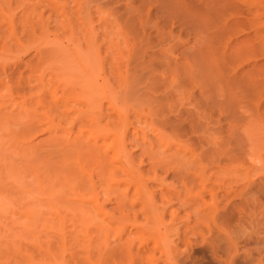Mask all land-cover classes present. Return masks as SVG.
<instances>
[{
  "label": "bare ground",
  "instance_id": "obj_1",
  "mask_svg": "<svg viewBox=\"0 0 264 264\" xmlns=\"http://www.w3.org/2000/svg\"><path fill=\"white\" fill-rule=\"evenodd\" d=\"M80 1H84L85 4L80 19L73 18L74 16L70 13V8L73 5L70 3L71 5L68 6L69 2L65 4L63 0L65 5L61 1L60 4L63 5V9L61 12L58 11V13H62L61 19L60 14H57L60 16L56 15L55 19L51 16L46 19L47 17L39 15L35 23L41 25L44 30L50 23L51 17L54 20L55 27H53L55 29L60 30L61 28L62 32L69 33V36H73L77 32L79 37H83L87 42L83 55H79V52L70 46H65L60 50L56 47H37L35 53L30 54L31 57L26 61L23 59L25 57L19 55L13 64L3 63L0 65V84H6L10 91H16V93H11L10 97L6 94H0V128L6 131L15 145L14 158L9 162L0 163V195L10 197L15 204L17 195L22 200L23 193L29 191L26 188L33 185L34 190H41L47 196L52 209L61 210V207L65 208V211L71 214L75 222L83 223L82 225H94L93 228L97 226V233H100L105 228L108 229L109 225L116 223L118 220L116 218L117 211H121L125 216L126 211L129 213L132 209L134 212V206L141 202L144 205L145 213H147L145 206L150 199L148 192L151 191H149V187H146L148 189H145L146 192L144 189H140L143 186L144 177L138 176L140 179L137 178L138 173L143 175L144 172L153 170L154 177L152 178L156 180L157 177H160L158 179L161 183L160 189L164 185L167 190L170 187L168 184L166 187L164 181L168 176H181L185 169L188 170L194 165L195 168V163L204 158L210 160L212 170H217L222 162L218 153L221 142L220 134L224 127H221V118L216 115L219 107L218 96L222 94L217 90L220 88L219 85L223 86V84L220 82L221 84L218 85L219 80H216L215 77L219 75L214 77V72L215 74L219 73L215 67L220 66V64L222 66L226 63L233 64L235 62V72L232 73L231 79L226 81L228 86V96L225 94L226 97L232 100L237 93L243 92L241 94H248L247 96L252 101L251 104H254L257 110L264 111V0H196L200 3L202 14L191 19V21L189 19H187L189 21L184 22L182 19L180 20V25L188 27V29L197 26L199 33L200 31L203 35L206 33V37L198 38L199 40L195 41L196 48L193 47L192 51L194 52L191 55V59L196 62V65L202 67V70H199L200 75L207 76L201 81V78L197 81L195 79V81H191L194 82L193 89L200 87V91L198 88L197 92L195 90H193L195 92H189L190 82L187 81V78L175 81V79H169L165 75L164 68L161 70L163 74H156L151 67V62L154 60L166 68L177 66L181 62H178L172 51L180 47L182 54L187 55L192 45L179 42L172 46L168 43L165 48L163 44L164 48L158 52H152L150 51L152 48H145L144 46L133 48L129 53L114 51L112 48L104 46V38L107 35L109 24L106 22L104 0ZM94 1H97V4H94L93 7ZM124 1L126 3V25L129 30L136 31L140 20L138 12L140 5L152 2L154 8L149 9V14L154 17H167L171 9H176L185 14L189 12L192 0ZM59 2L60 0H58ZM88 2H92L90 6ZM49 4H53V1L52 3L48 2V6ZM51 7L53 8L54 5ZM58 8L60 9V6ZM81 8L82 6H80ZM213 13L217 15L216 20H212L211 15ZM52 15L55 16L54 13ZM12 20L10 19V22L7 23H13ZM47 20H49L48 23ZM156 29L157 35L161 39L166 33H173L172 28L165 30L167 27L165 28L160 23L156 25ZM143 32L146 34L144 30ZM60 34L58 33V35ZM148 38H151L150 34H148ZM199 41L204 43L202 47L197 45L196 42L199 43ZM163 42L164 40L161 44ZM5 52L2 51V54ZM117 52L119 53L116 54ZM57 56H61L64 63H68L69 59L74 57L80 62H85V66L82 65L85 73L80 77H73L67 74L65 67L61 65H51L50 69L44 66L42 61L48 57L55 58ZM35 59H39L37 63H35ZM119 59L136 63L131 74L133 75L132 79H130L131 75L128 76V79L124 74ZM184 59L185 63L190 64L191 59L186 57ZM23 63L26 64L25 68L30 67H27L30 72L21 68ZM142 65L145 66L140 71L139 67ZM186 66L188 67V65ZM220 69L222 68L220 67ZM95 73H98L97 76H94ZM221 76L223 77L224 74ZM162 88L166 89L165 92L164 89L161 90ZM223 88L221 87V89ZM176 93H180L179 95L184 100L188 98L189 101H193V103L187 101L188 99L185 101L187 103L183 101V106L190 103V107L185 105L186 108H184L180 105L182 108L177 107L176 109L175 107V110H168L165 100H170ZM232 104L228 103L226 108L227 116L232 118L230 130L231 127L233 129L242 128L246 118V114L240 112L239 109L235 110V107L233 108L235 104L233 102ZM168 130L173 131L175 136L167 137L165 133ZM234 134H231L230 138ZM183 137H187V140H184L187 144L184 143ZM236 137L239 138L238 142L242 148L245 138L241 135H236ZM182 143L189 145V148L191 147L192 154L191 150H189L190 152L185 150ZM131 144L138 147L139 156L133 150L134 148H131L133 146ZM138 157H141L139 158L141 161ZM229 159L232 158L229 157ZM136 160L139 161V164L136 163ZM239 161L243 165L245 164V168L248 170L247 161L243 159ZM145 163L149 164L152 170L149 168L144 171L142 168ZM136 164H138V168L133 169L137 170L135 174L132 169L128 168H134ZM128 170L130 175L131 170L135 174L136 178L132 176L133 179H139L138 182L141 181L138 183V187L136 185L138 189H136L137 193L135 191L134 196L127 193L130 198H127V195L121 190L124 181L131 177L127 173ZM256 183H251L249 180L243 183L239 191L242 200L239 203H232L226 212L221 214L222 219L232 218L237 207H246L252 193H264V181L261 180ZM180 191L177 190L174 193L175 198L178 199L180 206L185 209L191 198L183 197L182 191ZM198 194L197 196H199ZM200 194L202 193L200 192ZM154 195L155 193L152 192V196ZM197 196L195 197L196 202L199 201H197ZM151 200L153 201V197ZM193 200L192 202L195 201ZM110 203L114 205L111 211L107 208ZM21 205L25 204L21 203ZM153 205H150L149 208L153 209ZM194 208L196 211L193 213L198 219V216L204 214L205 211L203 210L205 209ZM2 209L5 211L4 207ZM216 209V213L218 211V215H220L219 209ZM17 210L13 211L14 214L18 213ZM33 212L35 217L41 215L39 211ZM174 213L177 214L179 211L176 209L172 212V214ZM121 215L119 219L124 218ZM146 218L145 221L141 219L138 223L136 221L138 219L135 217L136 220L132 224L130 223L132 229L120 228L122 230H120L119 238L121 239L123 234L133 233L134 229L147 228L156 233L153 237H160H158V241L162 240L161 242H163L165 239L166 243L168 237L161 233V224L158 225L160 222L155 223L157 218L154 219L151 215H146ZM185 220H190V217ZM83 227L85 228V226ZM148 230L146 231L150 233ZM103 233H106V230ZM223 233V228L216 226L209 230L207 237L205 236L206 233L203 234V241L211 246L215 256L221 260L220 264H237L238 261L248 264L252 255L247 254L241 257L238 253L237 242L232 238L225 237L226 235ZM99 237L101 238V236ZM153 239L156 243L155 238ZM98 240L96 241L98 242ZM90 241L92 240L90 239ZM122 242L123 244H121L124 246L125 242ZM100 243L104 245V242ZM126 244L128 250L134 252L133 255H145L153 245L147 246L145 244V249L138 246L136 249L132 244L133 248L131 249V241ZM128 244L130 245L128 246ZM93 247H95L94 242L93 245L90 243L85 247L87 251L85 254H88L87 257L84 255L85 258L84 256L76 258L72 254L73 258L77 259L75 264L77 262L79 264H104L105 247L97 249L98 254L95 261L92 259L93 254L91 253ZM225 247L229 251L224 257L219 252ZM158 253L155 252L156 256ZM149 254H151V250ZM160 255H163V258L165 255L166 259ZM160 255L157 259L160 257L159 260L163 259V261H168V264H174L173 249L171 251V248L162 247ZM64 258L63 256V261ZM176 261L179 262L178 258L175 259V264ZM258 263L264 264L262 253L259 254ZM30 264H36L34 257L31 258Z\"/></svg>",
  "mask_w": 264,
  "mask_h": 264
},
{
  "label": "rangeland",
  "instance_id": "obj_2",
  "mask_svg": "<svg viewBox=\"0 0 264 264\" xmlns=\"http://www.w3.org/2000/svg\"><path fill=\"white\" fill-rule=\"evenodd\" d=\"M52 1L53 4H49L48 6V2L52 3ZM61 1L63 5L68 2V6L72 4L73 6L70 8V13H72L71 15L74 16L73 18L76 17L77 19H80L84 11L83 7H85L84 1L82 2L80 0H74L75 3L73 0H64L65 4L63 0H60L59 3L58 0H0V65L3 63L13 64L19 55L20 57H25L23 59L26 61L31 57L30 54L35 53V49L37 47H56V49L60 50V48L70 46L74 47L79 52V55H83V51L87 46V42L83 37H79L77 32L74 33L73 36H69L70 34L63 33L61 28L60 30L57 28L56 30L54 28L55 26L53 24V18L55 19L57 14H62L60 13L63 9V5L60 4ZM104 2L106 8V22L107 24L109 23L107 35L104 38L105 47H110L114 51L119 50L129 53L133 48H142L144 46L145 48H152L150 49L152 52H158L161 48H164L163 44L164 46H168V43H170L173 46V44L175 45L179 42H184L187 44L189 43V45H192V48L187 53V55L182 54L180 47L175 48L174 51H172L174 52L172 54H174V57L177 58L178 62H181L177 66L166 68V66H162L158 61L154 60L151 62V67L156 74H161L163 72L161 70L164 68L165 75L169 79H175V81L187 78V81L190 82L189 92H192L193 90L196 91L198 88L200 91V87L193 89L194 82L191 81H197L200 78L201 81L203 78L206 79L207 76L204 77L200 75L199 70H202V67L200 65H196V62L191 59V55L194 52L192 51L193 47L196 48L195 41L201 39V37H206V33H204V35L201 33V31L199 33L197 26L189 27L188 29V27L186 28L180 25L181 19L183 22L189 20L191 21V19H194L195 17L197 18L199 14H202L200 11L201 8L199 6L200 3H198V1L192 0L191 6L189 3V12L186 14L184 12L181 13L176 9H171L167 14V17L165 16L166 18L164 16L154 17L153 15L149 14V9L154 8L152 2L142 4L140 7H138L140 20L138 22L139 24H137L136 31L129 30L126 25V3L124 0H104ZM90 3L88 4L89 6L91 5ZM94 4L96 5L97 1L92 3L93 7L95 6ZM53 5V8H56V10L51 7ZM58 6H60V9ZM80 6H82L83 9H80ZM93 7L92 10L94 9ZM58 11L60 12L58 13ZM53 13L55 16L52 15ZM39 15L47 17L46 19H48L49 16L53 17H50V25L48 24L49 26L47 25V28L45 27L44 30L41 25H37V23H35ZM211 17L212 20L217 19V15L215 13H213ZM61 18L62 15L60 16V19ZM10 19H13V23H7L10 22ZM48 22L49 20H47V23ZM194 22L196 23V21ZM159 23L164 25L165 28L167 27L165 30L172 28L173 33H166V35H164L161 39L160 36L157 35L156 29V25ZM181 26L186 29H183ZM143 30L146 34H144ZM56 31H59V34L61 31V34L58 35ZM148 34L151 36L150 39L148 38ZM161 40H164L162 44ZM196 43L201 47L204 45V43L200 41L199 43ZM2 51L6 52L2 54ZM118 53L119 52L116 54ZM91 57L95 58L94 56ZM184 57L191 59L190 64L184 62ZM38 60L39 59H35V63H37ZM62 60L63 59L61 56H57L55 58L48 57L42 62H44V66L48 69H50L51 65H61L65 67L66 73L73 77H80L85 73L83 71V66L86 64L85 62H80V60L76 59V57L69 59L70 61L68 63H64ZM118 61L120 62L124 74L129 79L128 76H130L134 71L133 69L136 66V63L129 60L126 61V59H119ZM25 65V63L21 64V68H24V70L30 72V69H28L30 67L27 66L28 68H25ZM186 65H188V67ZM144 66L145 65L140 66L139 70H143ZM222 66L220 64V66L215 67L218 70L217 72H219L218 74H215L214 72V77L219 75L215 77L216 80H219V82L217 81L218 85L221 83L223 84V86L219 85V89H221V87L223 88L227 84L226 81L228 82V80L231 79V76H233L232 73L235 72L236 64L235 62L233 64L226 63ZM220 67L222 69H220ZM97 74L98 73H95L94 76H97ZM204 74H206L205 71ZM223 74L224 76L222 77L221 75ZM132 77L133 75L130 76V79H132ZM207 80L209 79L207 78ZM6 87V84H0V94H6L9 96L11 93H16L15 90L10 91L9 88ZM163 89L164 88L161 90ZM219 89L217 92L220 91L219 93L222 94H219V96L217 95L219 107L216 111V115L221 118V127H224V129L220 134L221 142L218 153L219 158L222 159V162L219 164L217 170H212V163H210V160L207 158H204L203 160L197 161L195 163V168L194 165L193 167L191 166L188 168V170L185 169L181 176H168L164 182H166V187L168 184L170 189L166 190L164 185L160 189L161 183L158 180L160 177H157L158 179L156 180L155 178H152L154 177V171L151 169L150 165L146 163L143 164L144 166L142 169L144 171L149 168L152 170L151 172L150 170H148L149 172L146 171L147 173L144 172L143 175H139V173L136 175L137 178H139L138 176H142V178L144 177L142 180L143 186L139 188L142 190H148L146 187H149V191H151L150 193L148 192V197L150 198L148 200L150 203L148 201L145 206L147 208H145L147 213H145L144 205L141 202L137 203L139 206L137 204L134 206V212L131 209L133 213L131 211H129V213L126 211L127 214L124 216L121 211H117L116 218L118 220H116L114 225H109V227H107L108 229L105 228L102 230V232L99 231L100 233H103L106 230V233L103 234L97 233V226H95V229V227L93 228L94 225H82L83 223L80 224V222H75L71 214L65 211V208L61 207V210L52 209L47 196L44 195L43 191L41 192V190H34L35 188L32 187L33 185L28 186L29 188H26L29 191L23 193V198H21L22 200H20V196L17 195V201L15 204L14 200H12L10 197L0 195V264H30L31 258L33 257L36 264H75L77 257L84 255L87 257L88 254H85V252H87L85 247L90 243L93 245V242L95 247H93V252L91 251L93 254L92 259L94 261L97 260L96 256L98 254V250L100 247H105L106 250L104 254V264H168V261H163V259H166L165 255L164 258L162 257L163 255H160L162 253V247L171 248V251L173 249V255H175L173 256L174 264L175 259L177 258L180 264H220L221 260L215 256L211 246L206 241H203V234L205 235L206 233L205 236L207 237V234L209 235V230L211 228L214 229L216 226L223 228V234L226 235L225 237L232 238L235 242H237L238 253L241 257H244L247 254L252 255V258L249 260L248 264H257L259 254L262 253L264 255V193H252L249 196L247 206L242 208L237 207L233 212V217L230 219H222L221 214L226 212L232 203H239L242 200L239 196V191L245 181L249 180L251 183H259L261 180L264 181V111L257 110L254 104H251L252 101H250L247 93H245L247 95H242L241 93L243 92L237 93V91L236 93L239 95L236 94L234 99L232 98V100H229V97L227 98L225 95L228 93V86L226 85L223 88L225 91L223 89H221L222 91ZM165 90L166 89H164V92ZM170 90L172 89L170 88ZM161 94L163 93L161 92ZM179 94L180 93H176L174 97L170 98V100H165L168 110H175V107L176 109L177 107L186 108L185 105L190 107V103L183 106L184 102L188 98L184 100ZM187 101H189V99ZM231 101L236 105L233 106V108L235 107V110L239 109L240 112H244L246 114L242 128L233 129V127H231V130L229 129L230 124L232 123V118L227 116L228 114L226 113V108L228 103L232 104ZM191 102L193 103V101ZM180 105L182 107H180ZM191 106L194 107L193 105ZM244 133L248 135H245ZM231 134H234L232 138H230ZM165 135L167 137H173V135L175 136V133L171 130H168ZM236 135H241L245 138L242 148L239 145V138H237ZM185 139L187 140V137H185L183 141ZM185 142L186 141H184V143ZM14 146V141L11 139V137L7 135L6 131L0 128V163L9 162L14 158ZM184 146L185 150L187 152H190L189 150H191L192 154V149H190L191 147L189 148V145ZM131 148H134L133 150L137 152V155L138 153L140 155V150L137 146L133 145ZM188 154L190 155V153ZM229 157L232 159H229ZM139 158L141 157H138V159ZM242 159L247 161V165L249 167L248 170L245 168V164L243 165V163L239 161ZM139 161L141 160L139 159ZM139 161L136 160V163L139 164ZM138 164L134 165V168L130 167L128 169L133 170L138 168ZM132 170L131 175L130 171L128 170L127 173L131 177H128V180L124 181L123 187L121 186V190L127 195V198H130L128 194L134 196L136 189H138L136 188V185L138 187V183L141 182H138L140 178L137 180L133 179L137 170H133L135 174H133ZM146 190L144 192H146ZM177 190L182 191L180 192L182 193L183 197L185 196L187 199L191 198L190 202L188 200V205L186 203L187 206L185 209L180 206L178 199L175 198L176 195L174 193L177 192ZM152 192L155 193L154 196H152ZM200 192L202 194H200ZM197 194L199 196H197ZM195 195L197 196V201L199 200L198 202H196ZM151 196L153 197V201L151 200ZM192 200L196 204L192 202ZM21 203H24L25 205H21ZM148 204L153 205V209L149 208L151 206L149 205L148 207ZM166 205L167 207H165ZM20 206L23 207L20 208ZM3 207L7 212L2 209ZM194 207H196V209H200L201 207V210L205 209L203 210L205 211L204 214L202 216H198V219L195 218L194 213L196 210ZM107 208L111 211L114 208V205L110 203L107 205ZM216 208L219 209L220 215H218V211L216 213ZM16 209H18V213L14 214L13 211ZM176 209L179 211V213L175 214V212L172 214V212L176 211ZM35 210L41 212V215L35 217L33 212ZM120 215L121 217L124 216V218L119 219ZM127 215L128 217H126ZM146 215H151V217H154V219L157 218L155 223L160 222L158 225L161 224V233L168 237L166 243L165 239L163 241L164 244L161 242L162 240L158 241L159 236L157 238L153 237L156 233L153 231V234V232H151V230L149 231L147 228H142L141 230L134 229L133 233H130L131 235L123 234V239L119 238V234L121 233L120 230L124 228L132 229L131 224L134 222V220H136L135 217L138 219L136 220L137 222L141 219H144L145 221L147 219ZM188 217H190V220H185ZM83 226H85V228ZM146 230H148L150 233H148ZM92 234L94 236H91ZM98 235L101 236V238ZM153 238H155L157 244ZM90 239L93 242L90 241ZM96 240H98V242ZM122 241L125 242L124 246H122ZM130 241L131 245L128 244V246L130 245L131 249L133 247L136 248L137 246L145 249V244L147 246H151L153 244L150 247L151 254H149V250L145 255H133L132 253L134 252H130V249L128 250L126 244L130 243ZM100 242H104L105 246ZM226 249L227 247L221 250L219 254L225 257L226 253L229 251ZM153 250H155L156 253L161 251L157 255H160V257L163 259L159 260L161 259L160 257L157 259L158 256H156ZM72 254L76 257L75 259L73 258ZM176 255L177 258L174 259ZM63 256L65 257L64 261L62 260ZM155 261L158 263H154ZM179 262L176 261V264H179ZM237 264L244 263L242 261H238Z\"/></svg>",
  "mask_w": 264,
  "mask_h": 264
}]
</instances>
